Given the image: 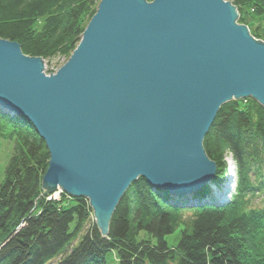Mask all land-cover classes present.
I'll list each match as a JSON object with an SVG mask.
<instances>
[{"label": "water", "instance_id": "water-1", "mask_svg": "<svg viewBox=\"0 0 264 264\" xmlns=\"http://www.w3.org/2000/svg\"><path fill=\"white\" fill-rule=\"evenodd\" d=\"M224 0H100L53 75L43 59L0 39V106L44 142L43 196L84 198L105 237L130 185L175 195L211 184L203 149L220 107L264 110V42Z\"/></svg>", "mask_w": 264, "mask_h": 264}, {"label": "trees", "instance_id": "trees-1", "mask_svg": "<svg viewBox=\"0 0 264 264\" xmlns=\"http://www.w3.org/2000/svg\"><path fill=\"white\" fill-rule=\"evenodd\" d=\"M100 0H0V39L23 55L66 61ZM151 2L152 0H147ZM238 23L264 42L248 17L264 20V0H224ZM0 142L11 154L0 182V264H264V110L253 100L222 105L203 140L213 181L175 195L138 178L116 206L103 237L88 201L42 196L49 155L23 116L0 106ZM226 155L234 190L224 202ZM178 232L169 246L166 238Z\"/></svg>", "mask_w": 264, "mask_h": 264}, {"label": "rangeland", "instance_id": "rangeland-1", "mask_svg": "<svg viewBox=\"0 0 264 264\" xmlns=\"http://www.w3.org/2000/svg\"><path fill=\"white\" fill-rule=\"evenodd\" d=\"M247 20L250 21L251 26H254V27L256 26L259 28V31H258L259 34H264V20L263 19H260L257 17H248ZM241 25H244V24H241ZM43 61H44L43 62V65H44V72L43 73H45L46 75H49V73H53L54 70L59 69L64 64V62H66V60L64 58L57 57V56L50 58V59H47V60H43ZM10 154H11V144L7 143V142H0V182L3 178V170L5 167V164L7 163L8 159L10 157ZM224 159L226 161L227 171H228L230 165L233 162L231 161L230 155H226V157ZM231 169H232V167H231ZM229 179H230L229 175H227L226 182H228ZM222 190L223 191L227 190V187L222 188ZM61 194H64V193L61 190H57L54 193H52L51 195H46V196L42 195V196L45 197L46 200L59 201ZM177 238H178V232L175 231L172 235H170L166 238V242L169 246H174L177 242ZM106 262H107L106 264H117L115 262L113 256H110V255L107 256Z\"/></svg>", "mask_w": 264, "mask_h": 264}, {"label": "built area", "instance_id": "built-area-1", "mask_svg": "<svg viewBox=\"0 0 264 264\" xmlns=\"http://www.w3.org/2000/svg\"><path fill=\"white\" fill-rule=\"evenodd\" d=\"M64 63H65V62H64ZM57 71H58V69L54 70L53 73H49V75H50V74L53 75V74H55ZM43 72H44V71H43ZM44 75H46V74L44 73ZM46 76H48V75H46Z\"/></svg>", "mask_w": 264, "mask_h": 264}, {"label": "bare ground", "instance_id": "bare-ground-1", "mask_svg": "<svg viewBox=\"0 0 264 264\" xmlns=\"http://www.w3.org/2000/svg\"><path fill=\"white\" fill-rule=\"evenodd\" d=\"M231 173H232V169L230 168V169H229V176L231 175Z\"/></svg>", "mask_w": 264, "mask_h": 264}]
</instances>
